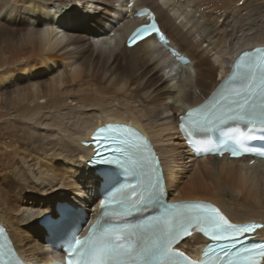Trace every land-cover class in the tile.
Wrapping results in <instances>:
<instances>
[{
  "label": "bare ground",
  "instance_id": "1",
  "mask_svg": "<svg viewBox=\"0 0 264 264\" xmlns=\"http://www.w3.org/2000/svg\"><path fill=\"white\" fill-rule=\"evenodd\" d=\"M134 1L0 0V220L30 263L52 260L36 221L52 203L86 204L95 195L99 205L92 146L84 141L108 121L146 131L174 198L213 201L235 222L264 225V160L195 158L175 126L217 83V62L264 45V0ZM144 4L158 10L195 71L190 63L167 72L148 40L125 45L122 31L142 21L128 15ZM97 25L102 36L93 41ZM257 234L264 238V228ZM202 240L195 234L183 247L196 256L188 246Z\"/></svg>",
  "mask_w": 264,
  "mask_h": 264
},
{
  "label": "snow or ice",
  "instance_id": "2",
  "mask_svg": "<svg viewBox=\"0 0 264 264\" xmlns=\"http://www.w3.org/2000/svg\"><path fill=\"white\" fill-rule=\"evenodd\" d=\"M152 32L160 33L161 29L154 24L137 29L130 37L129 45ZM238 61L233 65V75L240 73L243 83L238 87L221 88L214 94L217 99L192 108L181 117L184 122L181 126L187 124L189 135L193 131L210 132L229 121L264 126V49L257 48L255 54L246 51ZM242 68L246 70L241 72ZM224 79L231 80L232 76ZM93 141L97 148L90 163L141 172L146 177L139 183L117 189L121 199L117 200L114 193L101 200V215L128 216L161 202L165 191L162 176L156 174L159 160L153 159V150L142 134L127 126L108 125L97 130ZM225 150H231L234 156L243 154L240 143L236 142L231 149ZM197 151L201 149L197 147ZM110 170L99 168L98 178L110 180L107 175ZM69 212V208L61 206L58 212L45 216L49 229L54 233L58 231ZM257 228H264V225L232 223L211 204L173 203L166 205L161 215L138 225L106 228L94 225L83 239L73 237L65 249L67 264H225V260L226 264H257L255 254L264 257V241L244 244ZM193 232L202 234L209 241L199 260L174 248Z\"/></svg>",
  "mask_w": 264,
  "mask_h": 264
},
{
  "label": "rangeland",
  "instance_id": "3",
  "mask_svg": "<svg viewBox=\"0 0 264 264\" xmlns=\"http://www.w3.org/2000/svg\"><path fill=\"white\" fill-rule=\"evenodd\" d=\"M71 12H74V10H73V11L71 10ZM79 14H80V13H75V14L72 13V15H73V16L75 15L76 18L80 17L81 14H80V15H79ZM74 18H75V17H74ZM87 30L89 31V29H87ZM59 193H60V191H59ZM94 196H95V195H93V199H91V200H87L86 203L92 204V203L94 202V200H95V199H94ZM56 201H57V200H56ZM52 207H53V203H52ZM43 212H44V211H43ZM43 212H42V213H43ZM42 213H41V214H42ZM39 215H40V214H39ZM39 233H40V232H39Z\"/></svg>",
  "mask_w": 264,
  "mask_h": 264
}]
</instances>
